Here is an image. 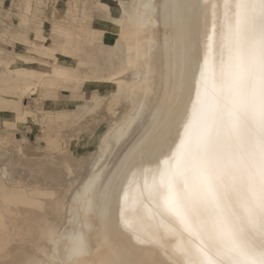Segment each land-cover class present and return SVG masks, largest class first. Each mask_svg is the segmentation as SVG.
I'll use <instances>...</instances> for the list:
<instances>
[{"label":"rangeland","instance_id":"obj_1","mask_svg":"<svg viewBox=\"0 0 264 264\" xmlns=\"http://www.w3.org/2000/svg\"><path fill=\"white\" fill-rule=\"evenodd\" d=\"M182 1L188 12L189 0ZM178 2L157 0V17L132 32L139 0H0V264H60L51 260L54 237L68 256L63 264H95L97 243L120 264H170L156 262L151 248L142 258L117 230V239L108 234L103 229L111 223L104 226L102 212L108 209L114 218L125 175L165 133L164 126L140 150L152 109L160 111L158 97L162 102L171 95L173 120L188 99L195 62L187 42L183 59L174 47L181 39L173 26ZM146 38L156 47L151 67H134V40ZM163 43H170L167 54L160 53ZM147 69V80L136 82L134 70ZM162 71L168 73L165 83ZM143 91L148 95L137 116ZM101 153L106 158L93 172ZM69 211L97 226L93 233L82 230L87 249L80 258L69 242L73 233L63 235L70 229Z\"/></svg>","mask_w":264,"mask_h":264},{"label":"bare ground","instance_id":"obj_2","mask_svg":"<svg viewBox=\"0 0 264 264\" xmlns=\"http://www.w3.org/2000/svg\"><path fill=\"white\" fill-rule=\"evenodd\" d=\"M178 3L173 26L174 37L181 39H174V47L179 46L183 59L187 42L195 62L188 99L173 120L171 95L166 93L162 102L158 97L160 111L152 109V125L140 150L164 126L165 133L153 152L128 170L114 218L110 210L102 209L104 226L106 220L111 223L110 229H102L116 239V230L125 235L128 249L142 258L148 248L153 249L156 262L240 264L243 253L264 250V0H189L188 12H182V0ZM154 7L152 20L159 14ZM162 12L165 15V4ZM153 42L150 39L147 45L146 67L156 49ZM167 50L170 43H163L160 53ZM134 71L136 82L147 80L145 73ZM161 73L163 83L168 73ZM143 92L137 116L148 95ZM110 144L102 148L107 150ZM103 158L101 153L93 161V172ZM209 183L220 208L207 196ZM221 212L230 232L219 220ZM69 213L70 229L63 235L73 233L69 242L80 258L87 249L82 230L93 233L97 226L85 224L82 212L75 219ZM60 241L54 237L51 260L63 264L68 256L59 249ZM110 253L97 243L95 264H116Z\"/></svg>","mask_w":264,"mask_h":264},{"label":"crops","instance_id":"obj_3","mask_svg":"<svg viewBox=\"0 0 264 264\" xmlns=\"http://www.w3.org/2000/svg\"><path fill=\"white\" fill-rule=\"evenodd\" d=\"M157 0H139V6L137 7V10L135 11L134 15L132 16L133 18V24L131 25L132 32H135V26L137 25H147V23L150 21V11L155 9L154 5H157ZM147 2H150V8L145 9V4ZM156 2V4H155ZM143 17L144 22L143 24L140 23V18ZM64 32L67 33L69 37H72V33H69L68 30L64 29ZM152 39V38H151ZM150 39H138V41L134 40V46L132 49V52L130 54L129 61L135 66H137L140 63H147V58H148V48L147 45H149ZM51 52V49L47 46L46 51H45V56H49ZM133 59H136V62H133ZM149 70L145 72V75H148ZM2 128V119H0V129ZM25 139L28 138V136H24ZM117 264H120V260L117 257L116 258Z\"/></svg>","mask_w":264,"mask_h":264},{"label":"snow or ice","instance_id":"obj_4","mask_svg":"<svg viewBox=\"0 0 264 264\" xmlns=\"http://www.w3.org/2000/svg\"><path fill=\"white\" fill-rule=\"evenodd\" d=\"M150 2H147L145 4V9L150 8ZM7 7V6H6ZM144 19L143 17L140 18V23L143 24ZM39 38V37H37ZM206 193L207 196L212 199L214 202H216L217 208H220V205L218 203V197L217 193L215 191V188L209 183L206 187ZM219 220L223 225L224 230H227L230 232V229L227 226V223L224 221L223 213H220ZM240 264H264V250L260 252H255L254 250L251 252H245L241 256Z\"/></svg>","mask_w":264,"mask_h":264}]
</instances>
